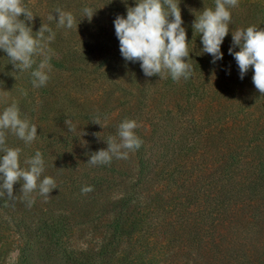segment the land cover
Instances as JSON below:
<instances>
[{
    "label": "rangeland",
    "instance_id": "374dc122",
    "mask_svg": "<svg viewBox=\"0 0 264 264\" xmlns=\"http://www.w3.org/2000/svg\"><path fill=\"white\" fill-rule=\"evenodd\" d=\"M23 5L35 15L25 21L33 35L41 24L55 33L47 48L49 80L42 87L31 83L30 73L43 57H34L33 69L19 71L0 50V112L16 103L21 117L37 126L31 144L8 132L6 145L21 149V167L39 150L41 179L52 177L56 188L49 197L33 192L31 206L20 192L22 181L13 186L15 199L0 197V264H264V94L255 88L251 68L240 78L228 52L231 31L264 28V0H239L230 9L223 59L215 64L192 27L195 15L214 7V0H180L193 72L179 81L166 73L147 77L139 62L122 57L114 20L126 17L135 0H23ZM85 7L95 12L91 20ZM57 8L73 14L71 29L49 21L50 14L58 20ZM194 110L214 116L212 125L231 114L238 123L242 118L252 123L235 152L210 148L196 164L220 167V203L228 202L234 183L225 166L254 167V191L241 193L250 207L239 200L234 210H215L208 171H201L198 184L188 181V173L181 176L191 173L194 162ZM96 115L101 126L92 123ZM126 118L137 122L141 147L126 159L88 164ZM65 119L77 126L75 132ZM195 185L205 191L206 205L193 207ZM87 186L92 191L82 193ZM247 211L251 222L241 216Z\"/></svg>",
    "mask_w": 264,
    "mask_h": 264
},
{
    "label": "clouds",
    "instance_id": "9594fccd",
    "mask_svg": "<svg viewBox=\"0 0 264 264\" xmlns=\"http://www.w3.org/2000/svg\"><path fill=\"white\" fill-rule=\"evenodd\" d=\"M239 0H214V7H205L192 23L194 32L199 33L203 45L202 52L212 56V63L223 59L221 45L229 34L231 22L230 9L238 6ZM180 0H135L134 7H127L126 17L117 15L114 20L115 34L119 40L122 57L126 61L139 62L145 76L170 75L173 81L191 77L193 68L188 62V39L180 9ZM58 20L50 14L49 21H55L58 27L71 29L75 18L71 12L57 8ZM85 17L89 20L94 11L85 7ZM23 15L24 19H20ZM34 14L23 5V0H0V50H3L14 69L25 71L33 69L35 56L43 57L31 71L33 87L45 86L51 70L48 44L54 40L55 33L47 24L33 35L31 22ZM45 33L49 35L45 36ZM232 46L228 52L238 65L240 78L251 68L252 82L255 88L264 94V28L250 25L231 31ZM238 48V51H234ZM94 124H100V116L93 118ZM69 132H75L77 126L71 119H65ZM138 124L135 120L124 119L118 126L117 136L108 137L106 149H100L90 156L88 164H110L113 157L126 159L130 151L139 149L143 141L136 135ZM11 132L18 139L31 144L37 137V126L21 117L16 103L6 106L0 112V197L15 199L13 186L22 181L20 192L29 206L35 202L31 194L38 190L42 196L56 188L50 176H44V159L37 150L35 155L24 161L21 167L20 148L6 145V135ZM86 133L82 132V136ZM98 136V133L96 134ZM118 137V139H117ZM86 143V142H85ZM82 193L92 191L91 186L81 189Z\"/></svg>",
    "mask_w": 264,
    "mask_h": 264
},
{
    "label": "trees",
    "instance_id": "16d2710c",
    "mask_svg": "<svg viewBox=\"0 0 264 264\" xmlns=\"http://www.w3.org/2000/svg\"><path fill=\"white\" fill-rule=\"evenodd\" d=\"M195 104V101H192ZM194 114L192 115L194 119V136H193V146H194V153L191 155L193 159V166L191 167V173L185 171L181 176L185 174L191 175L188 181L194 182L195 184L200 183L199 178L201 171L205 169L208 171V177L214 178V183L212 184V191L214 192V203L216 205L215 210H234L236 209V205H238L239 200H242V205L250 207L251 200L248 199V195H242L241 193L244 190L248 192L254 191V185L256 178L253 175V171L255 170L250 164H246L245 166H240L238 168H234L233 165L225 166V171L229 172V180H234L232 182V187L228 189V192L232 195L228 198V202L222 201L220 203L218 195L220 193V186L218 185L222 182V178H219V166H211L210 168L208 165L202 167V164L196 165L198 162L203 161L204 153L209 152L210 148H215L219 150H226L229 149L233 151L240 148V145L243 142L244 136L247 135L251 129L250 122H245L247 118H242L238 123V116L235 114H231L228 117H225L223 121H219L217 124L212 125V118L211 114H207L206 117L199 115V113L194 110ZM248 121V120H247ZM240 126V127H239ZM211 151V150H210ZM235 152V151H234ZM166 168V167H165ZM164 168V169H165ZM212 169V170H210ZM182 173V172H180ZM217 177V178H216ZM218 179V180H217ZM171 178L168 181H172ZM181 181V180H180ZM186 181V180H185ZM228 183V182H227ZM196 187V185H195ZM196 192L194 193V197L192 202L193 207L203 206L206 205V202H203V198H205V191L202 192L201 188L198 189L197 187L194 189ZM201 194V196H199ZM203 195V196H202ZM193 196V195H192ZM208 199V196H207ZM235 199L234 205L232 201ZM237 203V204H236ZM254 204V202H253ZM205 207V206H204ZM238 207V206H237ZM202 209V208H201ZM199 210V209H198ZM242 218L248 221H252L253 219L250 218L249 212L242 213ZM252 217V216H251Z\"/></svg>",
    "mask_w": 264,
    "mask_h": 264
}]
</instances>
